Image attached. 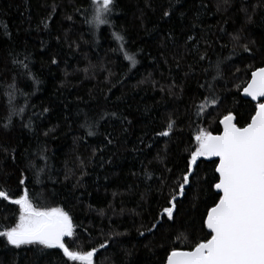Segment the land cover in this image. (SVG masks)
Listing matches in <instances>:
<instances>
[{
	"label": "trees",
	"instance_id": "1",
	"mask_svg": "<svg viewBox=\"0 0 264 264\" xmlns=\"http://www.w3.org/2000/svg\"><path fill=\"white\" fill-rule=\"evenodd\" d=\"M92 9V0H0V188L15 198L26 187L36 204L68 211L76 232L66 246L98 248L94 264H165L172 248L206 238L217 159L198 161L173 219L161 214L197 128L218 134L228 111L240 125L252 112L243 88L264 67V0H115L99 30ZM10 85L24 111L9 123ZM213 95L219 103L198 117ZM170 117V136H158ZM15 208L0 200V225L14 224ZM0 264L74 262L0 238Z\"/></svg>",
	"mask_w": 264,
	"mask_h": 264
},
{
	"label": "snow or ice",
	"instance_id": "2",
	"mask_svg": "<svg viewBox=\"0 0 264 264\" xmlns=\"http://www.w3.org/2000/svg\"><path fill=\"white\" fill-rule=\"evenodd\" d=\"M93 9L88 21L96 30L110 23L109 17L115 5V0H92ZM167 11L164 16H168ZM121 42L120 51L124 58L135 66L138 62L135 54L127 52L123 47L124 37L113 33ZM194 39L189 37V40ZM237 39V37H233ZM244 51L249 48L244 46ZM204 57L201 56V59ZM55 64L56 60L53 59ZM217 75H220V63L216 65ZM10 110L7 120L24 111L12 105L15 86H9ZM243 95L255 101L252 112L247 120L240 125L238 117L228 111L219 119L222 131L213 134L206 128H197L193 137L194 148L189 151L186 168L179 177L176 188L168 200V207L161 215L166 214L173 219L178 197L185 194L186 186H190L197 176L198 161L213 160L215 183L211 185L218 194V199L206 209L203 227L207 229L206 238L198 240L190 250L172 248L166 256L165 264H264V67L251 72V78L243 88ZM219 103L213 95L209 100L196 106V115L201 117L205 105L215 106ZM47 111V109H45ZM254 113V114H252ZM8 125L5 124V127ZM175 121L169 118L166 130L157 133L168 137L173 131ZM82 127L87 129V135L92 136L93 125L85 122ZM111 143V140L108 141ZM39 170L35 173L39 182ZM170 171V170H169ZM19 180L25 185V178ZM0 200L14 205V224L0 225V238L16 249L22 246H32L41 250L59 249L67 261L74 264H94V256L98 248L91 250H70L65 238L74 237L76 225L73 217L63 207L41 206L34 202L28 188L13 198L6 189L0 188ZM155 227V225H153ZM144 233H141L143 235ZM107 243H101L99 248H106Z\"/></svg>",
	"mask_w": 264,
	"mask_h": 264
},
{
	"label": "water",
	"instance_id": "3",
	"mask_svg": "<svg viewBox=\"0 0 264 264\" xmlns=\"http://www.w3.org/2000/svg\"><path fill=\"white\" fill-rule=\"evenodd\" d=\"M243 97H244V99L251 101V98L250 97H245L244 95H243ZM261 100H262V102H264V98H261ZM252 102H255V101H252ZM215 159H217V158H215Z\"/></svg>",
	"mask_w": 264,
	"mask_h": 264
}]
</instances>
